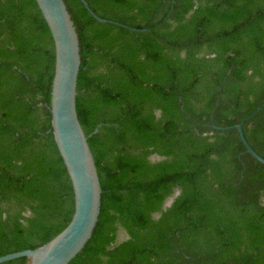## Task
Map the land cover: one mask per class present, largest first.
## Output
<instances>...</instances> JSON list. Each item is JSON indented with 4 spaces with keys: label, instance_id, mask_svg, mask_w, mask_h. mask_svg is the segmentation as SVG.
<instances>
[{
    "label": "trees",
    "instance_id": "trees-1",
    "mask_svg": "<svg viewBox=\"0 0 264 264\" xmlns=\"http://www.w3.org/2000/svg\"><path fill=\"white\" fill-rule=\"evenodd\" d=\"M86 1L148 31L65 0L81 50L77 112L103 190L70 264H264V165L237 130L214 128L264 103V0ZM54 64L36 1L0 0V257L48 243L74 213L51 131ZM243 130L264 158V108Z\"/></svg>",
    "mask_w": 264,
    "mask_h": 264
},
{
    "label": "water",
    "instance_id": "water-1",
    "mask_svg": "<svg viewBox=\"0 0 264 264\" xmlns=\"http://www.w3.org/2000/svg\"><path fill=\"white\" fill-rule=\"evenodd\" d=\"M50 30L55 51L52 80L51 131L71 181L74 196V213L70 223L48 243L32 250H24L0 257V264L27 258L28 264H70L92 238L98 224L103 190L98 169L89 145L91 135H86L77 112V85L81 68L79 36L65 0H35ZM88 13L100 23H109L131 30L147 32L99 17L86 0H80ZM218 105V103H217ZM264 108V103L246 120ZM242 121L235 129L246 149L255 160L264 165V158L253 150L246 140ZM98 131L96 129L93 134ZM172 200L170 201L171 204Z\"/></svg>",
    "mask_w": 264,
    "mask_h": 264
},
{
    "label": "rangeland",
    "instance_id": "rangeland-1",
    "mask_svg": "<svg viewBox=\"0 0 264 264\" xmlns=\"http://www.w3.org/2000/svg\"><path fill=\"white\" fill-rule=\"evenodd\" d=\"M155 160H156V158H155ZM170 201L167 202L166 207H168L170 205ZM126 238H127V235L123 231L120 232L119 239H118L119 242L124 241Z\"/></svg>",
    "mask_w": 264,
    "mask_h": 264
}]
</instances>
